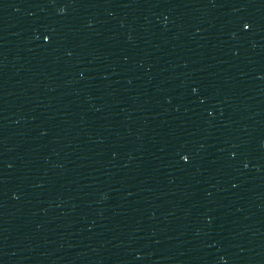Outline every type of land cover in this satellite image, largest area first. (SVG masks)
<instances>
[{"label":"water","instance_id":"water-1","mask_svg":"<svg viewBox=\"0 0 264 264\" xmlns=\"http://www.w3.org/2000/svg\"><path fill=\"white\" fill-rule=\"evenodd\" d=\"M0 264H264V0H50Z\"/></svg>","mask_w":264,"mask_h":264},{"label":"snow or ice","instance_id":"snow-or-ice-1","mask_svg":"<svg viewBox=\"0 0 264 264\" xmlns=\"http://www.w3.org/2000/svg\"><path fill=\"white\" fill-rule=\"evenodd\" d=\"M243 26H244V28L247 29V28L249 27V24L245 23ZM44 39L47 40V39H49V37H48V36H45ZM183 159H184V160H187V159H188V156L185 155V156L183 157Z\"/></svg>","mask_w":264,"mask_h":264}]
</instances>
